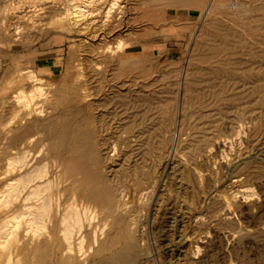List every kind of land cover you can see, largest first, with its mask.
<instances>
[{
  "label": "rangeland",
  "instance_id": "374dc122",
  "mask_svg": "<svg viewBox=\"0 0 264 264\" xmlns=\"http://www.w3.org/2000/svg\"><path fill=\"white\" fill-rule=\"evenodd\" d=\"M211 1L0 0V252H6L0 264L22 258L23 245L27 264H59V242L73 243L74 252H63L72 250L88 264L100 242L111 234L124 242L129 228L142 240L141 264H264V0ZM80 84L89 93L85 104L66 103L62 98L80 92ZM132 100L136 109L126 111L123 105ZM104 110L112 113L104 118ZM127 112L146 128L143 143L134 147L128 146L135 137L125 127ZM86 125L109 127L112 136L108 160L96 148L97 166L89 158L97 151L64 154L67 145L101 141L103 133L88 136ZM123 183L128 206L112 214L105 197ZM28 186L45 192L34 196ZM93 192V213L81 210L82 222L72 225L64 200Z\"/></svg>",
  "mask_w": 264,
  "mask_h": 264
},
{
  "label": "bare ground",
  "instance_id": "6f19581e",
  "mask_svg": "<svg viewBox=\"0 0 264 264\" xmlns=\"http://www.w3.org/2000/svg\"><path fill=\"white\" fill-rule=\"evenodd\" d=\"M171 1V0H170ZM176 1V0H175ZM185 1V0H184ZM213 1V0H212ZM212 1H211V3H210V5H212ZM171 3V2H170ZM176 3H178V2H176ZM185 3V2H184ZM187 3V2H186ZM179 5H180V3H178ZM181 4L182 5H184L182 2H181ZM176 5V4H175ZM181 5V6H182ZM187 5H188V3H187ZM77 9V8H76ZM215 24V23H214ZM220 25H222V24H220ZM213 27V26H212ZM17 31V30H16ZM229 32V31H228ZM228 34V33H227ZM227 47V46H226ZM229 50V49H228ZM225 56V55H224ZM223 63V62H222ZM220 65V64H219ZM217 66V65H216ZM209 69V68H208ZM213 69V68H212ZM217 69V68H216ZM220 70L222 71V69L220 68ZM203 72V71H202ZM206 72H208V71H206ZM236 72V71H235ZM193 73V72H192ZM209 73V72H208ZM218 74V73H217ZM201 75V74H200ZM221 75V74H220ZM219 75V76H220ZM234 75V74H233ZM232 75V76H233ZM225 76V75H224ZM231 75L229 76L230 78L232 77ZM251 76V75H250ZM200 77V76H199ZM221 77V76H220ZM228 77V76H227ZM249 77V76H248ZM105 78V77H104ZM182 78V77H181ZM225 78V77H224ZM183 79V78H182ZM193 79V78H192ZM234 79H236V78H234ZM263 79V78H262ZM103 80V79H102ZM223 80V79H222ZM227 81V80H226ZM231 81V80H230ZM230 81H229V83H230ZM244 81H245V78H244ZM253 81V80H252ZM257 81H258V79H257ZM256 81V82H257ZM136 82V81H135ZM134 82V83H135ZM192 82V81H191ZM234 82V81H233ZM232 82V83H233ZM102 83V82H101ZM137 83V82H136ZM135 83V84H136ZM194 83H196V82H194ZM200 83V82H199ZM202 83V82H201ZM214 83V82H213ZM241 83V82H240ZM258 83V82H257ZM180 84V83H179ZM226 84V83H225ZM230 85V84H229ZM135 86V85H134ZM143 86V85H142ZM150 86V85H149ZM157 86V85H156ZM195 86V85H194ZM197 86H200V85H197ZM211 86V85H210ZM243 86V85H242ZM259 86V85H258ZM76 87V86H75ZM124 87V86H123ZM138 87V86H137ZM145 87V86H144ZM201 87V86H200ZM203 87V86H202ZM226 87V86H225ZM37 88V87H36ZM149 88V87H148ZM258 88V87H257ZM256 88V89H257ZM263 88V87H262ZM39 89V88H38ZM41 89V88H40ZM100 89V88H99ZM132 89V88H131ZM160 89V88H159ZM158 89V90H159ZM169 89V88H168ZM194 89V88H193ZM192 89V90H193ZM209 89V88H208ZM215 89V88H214ZM220 89H221V87H220ZM37 90V89H36ZM79 90H80V92H78L77 91V94H75L74 93V95L72 96V97H67V98H65V97H63L62 99L64 100V101H67L66 103H75V105H77V104H80V102L81 103H84L85 104V99H86V97H88L89 96V93L87 92V89L84 87V85H82V84H80L79 85ZM102 90V89H101ZM100 90V91H101ZM118 90V89H117ZM116 90V91H117ZM130 90V89H129ZM203 90V89H202ZM211 90V89H210ZM234 90V89H233ZM142 91V90H141ZM144 91V90H143ZM151 91V90H150ZM201 91V90H200ZM215 91V90H214ZM42 92V91H41ZM71 92V91H70ZM98 92V91H97ZM110 92V91H109ZM118 92H120V91H118ZM146 92V91H145ZM195 92H197V90L195 91ZM194 92V93H195ZM203 92V91H202ZM219 92H220V90H219ZM227 92V91H226ZM246 92V91H245ZM32 93V92H31ZM44 93V92H43ZM72 93V92H71ZM134 93V92H133ZM172 93V92H171ZM212 93V92H211ZM243 93V92H242ZM39 94H41V93H39ZM38 94V95H39ZM162 94H164V93H162ZM170 94V93H169ZM181 94V93H180ZM204 94H205V92H204ZM207 94V93H206ZM226 94V93H225ZM30 96H31V94H29ZM35 95V94H34ZM38 95H36V96H38ZM116 95V94H115ZM126 95V94H125ZM139 95V94H138ZM147 95V94H146ZM161 95V94H160ZM166 95V94H165ZM223 95V94H222ZM245 95V94H244ZM21 96V95H20ZM19 96V97H20ZM64 96V95H63ZM153 96V95H152ZM163 96V95H162ZM168 96V95H167ZM198 96V95H197ZM24 97H26V96H24ZM29 97V96H28ZM32 97V96H31ZM220 97H222V96H220ZM39 98V97H38ZM152 98V97H151ZM150 98V99H151ZM186 98V97H185ZM200 98V97H199ZM199 98H198V100H199ZM207 98V97H206ZM20 99H21V97H20ZM30 99V98H29ZM32 99V98H31ZM98 99V98H97ZM100 99V98H99ZM114 99V98H113ZM123 99V98H122ZM147 99V98H146ZM176 99V98H175ZM192 99V98H191ZM194 99V98H193ZM212 99V98H211ZM223 99V98H222ZM221 99V100H222ZM22 100H24L25 101V99H22ZM115 100V99H114ZM116 100H118L117 98H116ZM135 100V99H134ZM153 100V99H152ZM155 100V99H154ZM197 100V99H196ZM201 100V99H200ZM215 100V99H214ZM213 100V101H214ZM220 100V101H221ZM236 100V99H235ZM256 100V99H255ZM26 101H27V99H26ZM32 101V100H31ZM30 101V102H31ZM136 101V100H135ZM143 101V100H142ZM142 101H140V102H142ZM150 101V100H149ZM157 101V100H156ZM167 101V100H166ZM181 101V100H180ZM189 101V100H188ZM206 101V100H205ZM219 101V102H220ZM264 101V100H263ZM29 102V101H28ZM27 102V103H28ZM33 102V101H32ZM98 102V101H97ZM139 102V101H138ZM176 102V101H175ZM195 102V101H194ZM24 103V102H23ZM37 103V102H36ZM35 103V104H36ZM115 103V102H114ZM159 103V102H158ZM201 103H202V101H201ZM225 103V102H224ZM229 103V102H228ZM231 104L233 103V102H230ZM29 104V103H28ZM98 104V103H97ZM260 104H262V103H260ZM26 105V104H25ZM96 105V104H95ZM110 105V104H109ZM140 105V104H139ZM143 105V104H142ZM161 105V104H160ZM173 105V104H172ZM194 105H196V104H194ZM235 105V104H234ZM237 105H238V103H237ZM244 105V104H243ZM252 105V104H251ZM257 105V104H256ZM29 106V105H28ZM124 106H126V111L127 110H130V109H134L135 107H136V105H135V103H134V101L132 100V103H128L127 105L126 104H124L123 105V107ZM141 106V105H140ZM192 106V105H191ZM196 106H198V105H196ZM203 106H204V104H203ZM216 106V105H215ZM215 106H214V108H215ZM229 106V105H228ZM117 107V106H116ZM159 107V106H158ZM226 107V106H225ZM260 107V106H259ZM258 107V108H259ZM162 108V107H161ZM234 108V107H233ZM237 108V107H236ZM239 108V107H238ZM263 108V107H262ZM262 108H260V109H262ZM115 109V108H114ZM136 109V108H135ZM138 109V108H137ZM143 109V108H142ZM158 109V108H157ZM191 109V108H190ZM207 109H208V107H207ZM207 109H205V110H207ZM251 109V108H250ZM141 110V109H140ZM151 110V109H150ZM161 110V109H160ZM199 110V109H198ZM217 110V109H216ZM238 110V109H237ZM97 111V110H96ZM102 111V110H101ZM153 111H155V110H153ZM165 111V110H164ZM186 111V110H185ZM230 111V110H229ZM245 111H246V108H245ZM251 111V110H250ZM20 112V111H19ZM119 112V111H118ZM150 112V111H149ZM158 112V111H157ZM202 112V111H201ZM110 113H112V112H109V110H107V111H103V113L101 114V116L102 117H104L105 118V116H109L110 115ZM115 113V112H114ZM128 113V112H127ZM140 113V112H139ZM143 113H145V112H143ZM189 113V112H188ZM203 113V112H202ZM221 113V112H220ZM240 113V112H239ZM244 113V112H243ZM248 113V112H247ZM81 114V113H80ZM125 114V113H124ZM149 114H151V112L149 113ZM242 114V113H241ZM127 115V114H126ZM172 115V114H171ZM179 115V114H178ZM189 115V114H188ZM226 115H228V114H226ZM244 115V114H243ZM248 115V114H247ZM25 116V115H24ZM27 116V115H26ZM123 116V115H122ZM139 116V115H138ZM143 116V115H142ZM190 116V115H189ZM202 116H204V115H202ZM206 116V115H205ZM217 116V115H216ZM225 116V115H224ZM253 116V115H252ZM19 117V116H18ZM111 117V116H110ZM141 117V116H140ZM151 117V116H150ZM173 117V116H172ZM214 117V116H213ZM226 117V116H225ZM247 117V116H246ZM29 118V117H28ZM95 118V117H94ZM100 118V117H99ZM108 118V117H107ZM152 118H153V116H152ZM168 118V117H167ZM176 118V117H175ZM223 118V117H222ZM249 118V117H248ZM113 119V118H112ZM137 119V118H136ZM173 119V118H172ZM209 119V118H208ZM224 119V118H223ZM231 119V118H230ZM23 120V119H22ZM91 120V119H90ZM98 120V119H97ZM128 120H129V122L127 123V125L128 126H126L125 125V127H127V132H128V136L129 137H135L134 139V142L132 143V142H128V141H126V142H128V146H131V147H134V146H136V145H138L140 142H142L143 143V139H144V134H145V129H144V126H142V125H138V123H136V121H135V115L134 114H129L128 113ZM140 120V119H139ZM156 120V119H155ZM226 120V119H225ZM239 120H240V118H239ZM104 121V120H103ZM102 121V122H103ZM119 121V120H118ZM126 121V120H125ZM150 121V120H149ZM89 122V121H88ZM95 122V121H94ZM97 122V121H96ZM146 122V121H145ZM144 122V123H145ZM169 122V121H168ZM212 122V121H211ZM237 122V121H236ZM240 122V121H239ZM246 122V121H245ZM19 123H21V122H19ZM61 123H63V122H61ZM105 123H107V122H105ZM143 123V124H144ZM167 123V122H166ZM210 123V122H209ZM217 123V122H216ZM228 123V122H227ZM147 124V123H146ZM193 124V123H192ZM195 124V123H194ZM204 124V123H203ZM211 125V124H210ZM215 125V124H214ZM233 125V124H232ZM90 126V125H89ZM88 125H86V127H85V129H84V132H85V134H87L88 136L90 135V134H93L94 133V131H96V132H101V133H103L102 135V138H101V141H93L92 140V142L91 141H89V140H83L82 142H80L77 146L76 145H72V144H70V145H67L66 146V148L64 149V154L66 155V156H69V157H72V156H78V155H87V154H89V153H93V152H96V154L94 153L93 155H92V158L89 156V158H90V163L92 164V166L93 165H96L97 164V162H98V157H99V152H98V150H96V148H99V151L100 152H102L101 153V156L103 155V157H104V159L105 160H108L109 159V151L111 150V148H113L112 147V144H111V142H110V138L112 137L111 136V134H109V127L107 128H105L104 126H102V127H100L99 128V130H97V128H96V130L95 129H93L92 130V128H90ZM158 126V125H157ZM207 126V125H206ZM218 126V125H217ZM31 127V126H30ZM49 127V126H48ZM160 127V126H159ZM192 127V126H191ZM226 127V126H225ZM259 127V126H258ZM121 128V127H120ZM119 128V129H120ZM156 128H158V127H156ZM161 128V127H160ZM160 128H158V130L160 129ZM172 128V127H171ZM194 128H195V126H194ZM193 128V129H194ZM236 128V127H235ZM38 129V128H37ZM49 129V128H48ZM118 129V130H119ZM167 129H168V127H167ZM208 129H209V127H208ZM210 129H211V127H210ZM116 130V129H115ZM169 130V129H168ZM175 130V129H174ZM66 131H68V130H66ZM106 131V133L104 134V132ZM167 131V130H166ZM170 131V130H169ZM195 131V130H194ZM197 131V130H196ZM201 131V130H200ZM164 132V131H163ZM174 132V131H173ZM177 132V131H176ZM198 132V131H197ZM224 132V131H223ZM240 132V131H239ZM46 133H47V131H46ZM53 133V131H52V129L51 130H49L48 131V135L49 134H52ZM72 133V132H71ZM150 133V132H149ZM155 133H158V131H157V129H156V131H155ZM154 133V134H155ZM189 133V132H188ZM195 133V132H194ZM202 133H204V132H202ZM208 133V132H207ZM226 133V132H225ZM35 134V133H34ZM120 134V133H119ZM165 134V133H164ZM174 134V133H173ZM6 135V134H5ZM4 135V136H5ZM146 135V134H145ZM152 135V134H151ZM169 135V134H168ZM187 135V134H186ZM201 135V134H200ZM211 135V134H210ZM219 135V134H218ZM234 135H235V133H234ZM238 134H236V136H237ZM196 136V135H195ZM213 136V135H212ZM221 136V135H220ZM219 136V137H220ZM231 136V135H230ZM239 136V135H238ZM35 137V136H34ZM33 137V138H34ZM71 137V136H70ZM157 137H158V135H157ZM174 137V136H173ZM201 137V136H200ZM208 137H210V136H208ZM233 138H235L234 136H232ZM164 138V137H163ZM215 138H217V137H215ZM225 138H227V137H225ZM5 139V138H4ZM11 139V138H10ZM14 139V138H13ZM30 139L31 138H29L25 143H28L29 141H30ZM51 139V138H50ZM64 139V134H63V132H61V133H59L58 135H57V140L58 141H61V140H63ZM248 139V138H247ZM262 139H263V137H262ZM33 140V139H32ZM126 140V139H125ZM154 140V139H153ZM160 140V139H159ZM169 140V139H168ZM192 140H193V138H192ZM207 140V139H206ZM23 141V140H22ZM148 140L146 139V142H147ZM164 141V140H163ZM173 141V140H172ZM183 141H184V139H183ZM200 141V140H199ZM226 141V140H225ZM224 141V142H225ZM113 142V141H112ZM152 142V141H151ZM52 143V142H51ZM60 143V142H59ZM115 143V142H114ZM123 143V142H122ZM124 143H125V141H124ZM148 143V142H147ZM166 143V142H165ZM191 143V142H190ZM194 143V142H193ZM231 143V142H230ZM141 144V143H140ZM139 144V145H140ZM152 144V143H151ZM203 144V143H202ZM205 144V143H204ZM225 144V143H224ZM196 145V144H195ZM208 145V144H207ZM28 146V145H27ZM149 146H150V144H149ZM162 146H163V144H162ZM165 146H166V144H165ZM164 146V147H165ZM200 146V145H199ZM219 146V145H218ZM224 146V145H223ZM229 146H230V144H229ZM20 147H22V146H20ZM20 147H18V148H20ZM54 148H53V150L54 151H56L57 150V148H56V146H53ZM169 147V146H168ZM171 147V146H170ZM201 147V146H200ZM13 148V147H12ZM52 148V147H51ZM101 148V149H100ZM142 148V147H141ZM144 148V147H143ZM193 148V147H192ZM147 149V148H146ZM169 149V148H168ZM213 149V148H212ZM228 149V148H227ZM22 150V149H21ZM151 150V149H150ZM162 150V149H161ZM163 150H164V148H163ZM202 150V149H201ZM7 151V150H6ZM136 151V150H135ZM184 151V150H183ZM189 151V150H188ZM222 151V150H221ZM28 152V151H27ZM26 151H25V153H27ZM138 152V151H137ZM157 152V151H156ZM251 152H254V151H251ZM7 153H9V152H7ZM28 153H30V152H28ZM35 153H37V152H35ZM114 153V152H113ZM134 153V152H133ZM144 153V152H143ZM168 153V152H167ZM170 153V152H169ZM187 153V152H186ZM191 153V152H190ZM21 154V153H20ZM23 155H24V152L22 153ZM21 154V155H22ZM30 154H32V153H30ZM30 154L27 156V157H29L30 156ZM135 154V153H134ZM137 154V153H136ZM158 154V153H157ZM161 154V153H160ZM202 154V153H201ZM220 154V153H219ZM225 154V153H224ZM18 155V154H17ZM37 155V154H36ZM122 155V154H121ZM159 155V154H158ZM192 155V154H191ZM208 155H209V153H208ZM217 155V154H216ZM227 155L228 154H226L225 156L227 157ZM250 155V154H249ZM0 156H1V153H0ZM6 156V155H5ZM10 156V155H9ZM26 156V155H25ZM53 156V155H52ZM124 156V155H123ZM140 156V155H139ZM219 156H221V154L219 155ZM8 157V156H7ZM13 157H16V156H13ZM19 157H20V155H19ZM18 157V158H19ZM22 157H24V156H22ZM34 157V156H33ZM36 157V156H35ZM79 157V156H78ZM83 157V156H82ZM113 157V156H112ZM153 157V156H152ZM211 157V156H210ZM21 158V157H20ZM19 158V159H20ZM51 158H56V156L54 155L53 157H51ZM100 158V157H99ZM116 158V157H115ZM130 158V157H129ZM143 158H145V157H143ZM142 158V159H143ZM219 158V157H218ZM236 158V157H235ZM8 159V158H7ZM12 159H14V158H12ZM11 158H10V160H12ZM17 159V158H16ZM25 159H27L26 157H25ZM24 159V160H25ZM34 159V158H33ZM87 159V158H86ZM85 159V160H86ZM111 159V158H110ZM113 159V158H112ZM122 159V158H121ZM146 159V158H145ZM144 159V160H145ZM161 159H162V157H161ZM161 159H158V160H161ZM194 159V158H193ZM199 159V158H198ZM210 159V158H209ZM9 160V162H11ZM56 160H58L57 158H56ZM81 160V159H80ZM79 160V161H80ZM136 160V159H135ZM191 160H192V158H191ZM208 160V159H207ZM211 160V159H210ZM218 160V159H217ZM18 161V160H17ZM23 161V160H22ZM54 161V160H53ZM104 161V160H103ZM114 161V160H113ZM121 161V160H120ZM148 161V160H147ZM214 161V160H213ZM4 162V161H3ZM12 162H14V161H12ZM11 162V163H12ZM16 162V161H15ZM19 162H20V160H19ZM30 162V161H29ZM72 162V161H71ZM218 162V161H217ZM24 163V162H23ZM55 163V162H54ZM70 163V162H69ZM129 163V162H128ZM255 163V162H254ZM7 164H9V163H7ZM16 164V163H15ZM25 164V163H24ZM28 164V163H27ZM52 164H53V162L51 163V166H52ZM63 164V163H62ZM71 165H72V163H70ZM104 164H105V162H104ZM137 164V163H136ZM139 164V163H138ZM155 164H156V162H155ZM197 164H198V161H197ZM204 164V163H203ZM209 164V163H208ZM17 165H19L18 163H17ZM20 165H22V163L20 164ZM20 165L18 166V167H20ZM29 165V164H28ZM43 165V164H42ZM41 165V166H42ZM46 165V164H45ZM108 165V164H107ZM160 165V164H159ZM191 165V164H190ZM216 165V164H215ZM222 165V164H221ZM11 166V165H10ZM9 166V167H10ZM22 166H24V165H22ZM97 166V165H96ZM158 166V165H157ZM193 166V165H192ZM224 166V165H223ZM242 166V165H241ZM246 166H247V164H246ZM17 167V168H18ZM28 167V166H27ZM39 167V166H38ZM45 167V166H44ZM59 167V166H58ZM123 167V166H122ZM160 167V166H159ZM189 167V166H188ZM195 167V166H194ZM193 167V168H194ZM209 167H212V165L210 166L209 165ZM13 168V167H12ZM43 168V167H42ZM72 168H73V166H72ZM71 168V169H72ZM94 168V167H93ZM92 168V169H93ZM201 168V167H200ZM11 169V168H10ZM33 169H34V166H33ZM36 169V168H35ZM124 169V168H123ZM126 169V168H125ZM143 169V168H142ZM192 169V168H191ZM195 169V168H194ZM213 169V168H212ZM220 169V168H219ZM224 169H225V167H224ZM240 169V168H239ZM255 169V168H254ZM31 170H32V168H31ZM38 172L39 171H41V170H38V169H36ZM44 170V169H43ZM115 170V169H114ZM128 170V169H127ZM138 170V169H137ZM225 170H227V169H225ZM229 170V169H228ZM245 170V169H244ZM256 170V169H255ZM3 171V170H2ZM10 171V170H9ZM12 171H13V169H12ZM11 171V172H12ZM15 171V170H14ZM30 171V170H29ZM32 171H34V170H32ZM37 171H35V172H37ZM52 171H53V169H52ZM56 171V170H55ZM133 171V170H132ZM192 171V170H191ZM18 172V171H17ZM20 172V171H19ZM44 172V171H43ZM59 172H61V170L59 171ZM216 172H218V171H216ZM225 172V171H224ZM27 173V172H26ZM29 173V172H28ZM28 173H27V175H28ZM30 173H34V172H30ZM41 173H42V171H41ZM55 173V172H54ZM126 173V172H125ZM135 173V172H134ZM133 173V174H134ZM148 173H150V172H148ZM156 173V172H155ZM196 173V172H195ZM198 173H199V171H198ZM201 173V172H200ZM205 173V172H204ZM3 174H4V172H3ZM58 174V173H57ZM127 174V173H126ZM147 174V173H146ZM153 174V173H152ZM197 174V173H196ZM208 174V173H207ZM29 175H31V174H29ZM33 175V174H32ZM31 175V176H32ZM39 175V174H38ZM42 175H45L44 173L42 174ZM53 175V174H52ZM138 175V174H137ZM148 175V174H147ZM21 176H22V174H21ZM61 176V175H60ZM124 176V175H123ZM131 176V175H130ZM192 176H194V175H192ZM198 176V175H197ZM206 176V175H205ZM26 176H24V178H25ZM34 177V176H33ZM199 177V176H198ZM202 177V176H201ZM209 177V176H208ZM221 177V176H220ZM20 178V177H19ZM23 177H21V179H24ZM35 178H37V177H35ZM52 178V177H51ZM61 178V177H60ZM118 178V177H117ZM116 178V179H117ZM210 178V177H209ZM216 178V177H215ZM241 178V177H240ZM14 179V178H13ZM17 179H18V177H17ZM28 179V178H27ZM26 179V180H27ZM54 179V178H53ZM120 179V178H119ZM123 179V178H122ZM128 179V178H127ZM130 179V178H129ZM138 179V178H137ZM200 179V178H199ZM220 179H222V178H220ZM233 179V178H232ZM247 179V178H246ZM253 179V178H252ZM31 180H32V178L30 179H28L26 182H28V185H29V183L31 182ZM37 180V179H36ZM40 180H41V178H40ZM55 180V179H54ZM104 180V179H103ZM208 180V179H207ZM214 180V179H213ZM234 180V179H233ZM18 181V180H17ZM23 181V180H22ZM33 181H34V178H33ZM58 181H59V179H58ZM63 181V179L61 178V180L59 181V184L61 183ZM107 181H110V180H107ZM126 181V180H125ZM124 181V182H125ZM149 181H151L150 179H149ZM154 181V180H153ZM24 182V181H23ZM75 182V181H74ZM117 182H118V179H117ZM133 182V181H132ZM9 183V182H8ZM11 183H12V181H11ZM10 183V184H11ZM14 183V182H13ZM19 183L21 184L22 182L21 181H19ZM25 183V182H24ZM24 183H22L23 184V186L24 187H22V189L23 188H25V185H26V183L24 184ZM33 183V182H32ZM47 183H48V181H47ZM77 183H78V181H77ZM106 183H108V182H106ZM196 183V182H195ZM200 183V182H199ZM198 183V184H199ZM45 184V183H44ZM207 184V183H206ZM7 185V184H6ZM13 185V184H12ZM37 185H38V183H37ZM195 185V184H194ZM18 186V185H17ZM34 186V185H33ZM42 186V185H41ZM44 186V185H43ZM46 186V185H45ZM44 186V187H45ZM49 185H47V187H48ZM55 186V185H54ZM101 186L102 187H106V185H105V183L103 182H101ZM100 186V187H101ZM112 186V185H111ZM128 186V185H127ZM4 187V186H3ZM11 187V186H10ZM10 187H9V189H10ZM13 187H15V186H13ZM12 187V188H13ZM29 187V186H28ZM76 187V186H75ZM74 187V188H75ZM131 187H132V185H131ZM19 189H21L20 188V186L18 187ZM30 188V187H29ZM34 188V189H33ZM33 188H30V189H32V191L29 193V194H34V196H35V194L37 195H39L40 194V192H42V191H44L45 192V190H41V191H39L40 189H41V187H40V189H39V186H35V187H33ZM46 188V187H45ZM44 188V189H45ZM49 188V187H48ZM77 188V187H76ZM109 188V187H108ZM134 188V187H133ZM205 188V187H204ZM21 189V190H22ZM42 189H43V187H42ZM47 189V188H46ZM68 189V187H65V188H63V192H65L66 190ZM126 186L124 185V183H123V185H113L112 186V193H114V194H116V195H114V194H112V193H110V194H108L107 193V196L105 197V204H107L108 205V208L110 209V210H112V212H110V213H112V214H114L115 212H117L123 205L125 206V203L126 202H124V199L127 197H125V193H126ZM13 190V189H12ZM12 190H10V191H12ZM25 190V189H24ZM4 191V190H3ZM5 191H8V189L6 190V188H5ZM10 191L8 192L9 193V195H11V196H13L12 194H10ZM15 191V190H14ZM20 191V190H19ZM28 191H30V190H28ZM86 191V190H85ZM135 191V190H134ZM21 192V194H22V191H20ZM56 192V191H55ZM58 192H60V190H58ZM71 192V191H70ZM69 192V193H70ZM87 192V191H86ZM5 193H7V192H5ZM8 193H7V195H8ZM11 193H13V192H11ZM17 193V192H16ZM15 193V194H16ZM28 193H26V194H28ZM43 193V192H42ZM42 193L40 194L41 196H42ZM143 193H146L145 191L143 192ZM90 194V193H89ZM6 195V194H5ZM25 195V194H24ZM48 195V194H47ZM46 195V196H47ZM61 195V194H60ZM63 195V194H62ZM71 195V194H70ZM68 196L65 200H64V203H67L68 204V211H69V214H67L66 216H68V220H70V221H73L74 223L72 224V225H74V224H76V226H78L79 225V223L80 222H82V220H80V213H81V210H83L84 211V213L85 214H92L93 212V210L96 208V207H94V205H92V203L93 202H95V200H97V195L96 194H94V192H93V194H91V196H89V197H87V195H85V194H73L72 193V195L71 196ZM127 195V194H126ZM0 196H1V193H0ZM20 196V195H19ZM33 196V195H32ZM32 196H27V197H30V198H32ZM58 196V195H57ZM2 197H3V195H2ZM38 197V196H37ZM44 197V196H43ZM48 197H50V195L48 196ZM125 197V198H124ZM12 198V197H11ZM14 198H16V197H14ZM24 198V197H23ZM33 198H35V197H33ZM62 198V197H61ZM64 198V197H63ZM2 199V198H1ZM10 199V198H9ZM17 199V198H16ZM24 199H26V198H24ZM49 199V198H48ZM6 200V199H5ZM12 200V199H11ZM40 200H42V199H40ZM39 200V201H40ZM139 200V199H138ZM7 201H10V200H7ZM6 201V202H7ZM16 201V200H15ZM24 201V200H23ZM30 201V200H29ZM34 201V200H33ZM32 201V202H33ZM17 202V201H16ZM24 202H26V201H24ZM36 202V201H35ZM42 202V201H41ZM50 202V201H49ZM143 202V201H142ZM198 202V201H197ZM3 203V202H2ZM11 203H12V201H11ZM34 203V202H33ZM43 203V202H42ZM45 203H47V201L45 202ZM44 203V204H45ZM100 203V202H99ZM102 203V202H101ZM195 203V202H194ZM199 203V202H198ZM226 203H228V202H226ZM4 205H6V204H8V203H3ZM10 204V203H9ZM20 204H22V203H20ZM35 204V203H34ZM11 205V204H10ZM26 205H27V203H26ZM36 205V204H35ZM42 205V204H41ZM48 205H50V203L48 204ZM47 205V206H48ZM126 205H127V203H126ZM29 206V205H28ZM32 206V205H31ZM34 206V205H33ZM45 206H46V204H45ZM66 206V205H65ZM128 206V205H127ZM7 207H8V205H7ZM20 207V206H19ZM38 207V206H37ZM40 207V206H39ZM38 207V208H39ZM44 207V206H43ZM57 207H58V205H57ZM107 207V206H106ZM140 207V206H139ZM26 208V207H25ZM32 208V207H31ZM34 208V207H33ZM36 208V207H35ZM37 208V209H38ZM46 208V207H45ZM49 208V207H48ZM82 208V209H81ZM22 209V208H21ZM20 209V210H21ZM24 209V208H23ZM27 209H28V207H27ZM30 209V208H29ZM28 209V210H29ZM36 209V210H37ZM41 209V208H40ZM125 209V208H124ZM245 209V208H244ZM60 210V209H59ZM64 210V209H63ZM101 210V209H100ZM106 210V209H105ZM104 210V211H105ZM110 210H107V211H110ZM22 211V210H21ZM30 211V210H29ZM31 211H32V209H31ZM41 211V210H40ZM56 211H57V209H56ZM23 212V211H22ZM21 212V213H22ZM34 212H35V210H34ZM43 212H44V208H43ZM15 213V212H14ZM17 213H20V211H18ZM26 213V212H25ZM30 213H32V212H30ZM37 213V212H36ZM45 213H48V211L46 212L45 211ZM58 213V212H57ZM66 213H67V211H66ZM65 213V214H66ZM106 213V212H105ZM104 213V214H105ZM23 214V213H22ZM21 214V215H22ZM33 214V213H32ZM38 214H41V213H38ZM38 214H35V216H37ZM44 213H42V215H43ZM49 214V213H48ZM47 214V215H48ZM55 214V213H54ZM63 214V213H62ZM61 214V215H62ZM64 214V215H65ZM120 214V213H119ZM118 214V215H119ZM127 214V213H126ZM10 215V214H9ZM17 215H19L20 216V214H17ZM58 215V214H57ZM107 215H109V214H107ZM117 215V216H118ZM128 215V214H127ZM6 216H8V214L6 215ZM13 219H15V215L13 214ZM24 216H25V214H24ZM29 216H31V215H29ZM83 216V215H82ZM114 216V215H113ZM20 217H23V216H20ZM26 217V216H25ZM42 217V216H41ZM44 217V216H43ZM47 217V216H46ZM65 217V216H64ZM103 217H105V216H103ZM169 217H170V215H169ZM168 217V218H169ZM190 217V216H189ZM10 218V217H9ZM8 218V219H9ZM30 218V217H29ZM28 218V219H29ZM48 218V217H47ZM54 218V217H53ZM67 218V217H66ZM85 218V217H84ZM167 218V219H168ZM188 218V217H187ZM2 219H4V217L2 218ZM1 219V220H2ZM7 219V218H6ZM10 219H12V218H10ZM19 219H21V218H19ZM25 219V218H24ZM33 219V218H32ZM34 219H36V217L34 218ZM40 219V218H39ZM39 219H36V221L37 220H39ZM51 219V218H50ZM56 219V218H55ZM115 219V218H114ZM113 219V220H114ZM130 219V218H129ZM44 220V219H43ZM64 220V219H63ZM4 221V220H3ZM29 221L30 222H32V220H30L29 219ZM29 221H28V223H29ZM42 221V220H41ZM125 221V220H124ZM1 222V221H0ZM9 222V221H8ZM19 222V221H18ZM39 222V221H38ZM45 222V221H44ZM54 222V221H53ZM63 222H65V221H63ZM119 222V221H118ZM2 223V222H1ZM0 223V224H1ZM7 223V222H6ZM35 222L33 221V223L32 224H34ZM69 223V222H68ZM77 223H78V225H77ZM25 224V223H24ZM62 224V223H61ZM16 225V224H15ZM21 225V224H20ZM30 225V224H29ZM40 225V224H39ZM65 225V224H64ZM63 225V226H64ZM71 225V226H72ZM2 226H4L3 224H2ZM9 226H11L10 224H9ZM26 226V225H25ZM28 226V225H27ZM42 226H44V224H42ZM42 226H40V229L41 228H43ZM81 226V225H80ZM106 226V225H105ZM5 227V226H4ZM7 227V226H6ZM5 227V228H6ZM14 227H16V226H14ZM31 227V226H30ZM33 227V226H32ZM69 227H70V225H69ZM74 227V226H73ZM72 227V228H73ZM82 227V226H81ZM80 227V228H81ZM2 228V227H1ZM1 228H0V230H1ZM12 228V227H11ZM17 228V227H16ZM62 228V227H61ZM64 228V227H63ZM66 228V227H65ZM72 228H70V229H72ZM141 228V227H140ZM4 229V228H3ZM2 229V230H3ZM12 229H14V228H12ZM11 229V230H12ZM19 229V228H18ZM30 231H32V228H28ZM43 229H45V228H43ZM51 229H52V227H51ZM68 229V228H67ZM70 229H69V231H70ZM77 229V228H76ZM82 229V228H81ZM113 229H115V228H113ZM112 229V230H113ZM126 229V228H125ZM167 229V228H166ZM6 230H8V229H6ZM6 230H4V231H6ZM29 230H28V232H29ZM34 230H35V228H34ZM38 230H39V227H38ZM75 230V229H74ZM138 230V229H137ZM165 230V229H164ZM9 231V230H8ZM27 231V230H26ZM64 231V233H65V231H67L66 229L65 230H63ZM68 231V232H69ZM81 231V230H80ZM79 231V232H80ZM141 231V230H140ZM13 232H15V231H13ZM12 232V233H13ZM25 232V231H24ZM24 232H23V234H24ZM35 232H37V231H35ZM70 232H74V231H70ZM10 233V232H9ZM26 233V232H25ZM30 233V232H29ZM34 233V232H33ZM38 233V232H37ZM40 233H41V231H40ZM39 233V234H40ZM44 233H46V231L44 232ZM75 233V232H74ZM114 233V232H113ZM136 231L135 230H133V229H131V228H129V229H126V235H125V240H124V242H120V240L122 239V238H119V237H116L114 234L112 235H109V236H107L106 238V240L105 241H103V242H100L99 243V245H98V247L96 248V250H95V252H94V254L89 258V259H87V263L88 264H141L140 263V259H142V256H144L145 255V251L143 250V246H142V240H140L137 236H136ZM3 234V233H2ZM28 234V233H27ZM30 234H32V233H30ZM35 234V233H34ZM42 234V233H41ZM48 234V233H47ZM62 234V233H61ZM68 234V233H67ZM66 234V235H67ZM8 235H10V234H8ZM29 235V234H28ZM49 235V234H48ZM12 236V235H11ZM33 236V235H32ZM36 236V235H35ZM35 236H33V237H35ZM38 236H41V235H37V237ZM50 236V235H49ZM69 236V235H68ZM67 236V237H68ZM168 236V235H167ZM204 236V235H203ZM3 237V236H2ZM6 237V236H5ZM15 237V236H14ZM59 237H60V235H59ZM64 237H65V235H64ZM70 237H73V235L72 236H70ZM95 237V236H94ZM7 238V237H6ZM16 238V237H15ZM14 238V239H15ZM32 238V237H31ZM38 238H40V237H38ZM50 238V237H49ZM3 239V238H2ZM5 239V238H4ZM11 239V238H10ZM13 239V240H14ZM17 239V238H16ZM35 239V238H34ZM70 239V238H69ZM12 240V239H11ZM10 240V241H11ZM39 240V239H38ZM63 240V239H62ZM65 241L67 240V239H64ZM73 240V238L71 239V241ZM17 241V240H16ZM50 241V240H49ZM68 241V240H67ZM71 241H69V242H71ZM2 242V241H1ZM0 242V243H1ZM38 242V241H37ZM3 243V242H2ZM5 243V242H4ZM16 243V242H15ZM68 243V242H67ZM8 244H10V242L8 243ZM14 244V243H13ZM25 244V243H24ZM73 243H71L70 245H72ZM145 244V243H144ZM11 245V244H10ZM9 245V246H10ZM18 245V244H17ZM21 245V244H20ZM69 244H67L66 245V242L65 243H63V242H59V244H58V249H59V251H61V253H62V257H61V260H60V262H59V264H84L85 263V261H81V259L79 260V258H77V257H75L74 256V254H71L72 253V248L73 247H71ZM13 246V245H12ZM35 246V245H34ZM57 246V245H56ZM81 246V245H80ZM3 247V246H2ZM1 247V248H2ZM28 247H30V246H28ZM38 247H39V245H36L35 247H34V250L36 251L37 249H38ZM45 247V246H44ZM70 247H71V253L70 252H67L69 249H70ZM6 248H10V247H6ZM10 249H12V247L10 248ZM14 249H15V247H14ZM27 249V247L26 246H21L20 248H19V254H24L25 255V250ZM64 249H66L67 251L66 252H63L64 251ZM2 250V249H1ZM4 250V249H3ZM16 250V249H15ZM28 250H30V249H28ZM27 250V251H28ZM7 251V250H6ZM43 251V250H42ZM49 251H50V249H49ZM11 252V251H10ZM15 252V251H14ZM37 252V251H36ZM73 252H74V250H73ZM105 252H107V254L106 255H104L105 254ZM5 253L6 252H0V255L1 256H4L5 255ZM27 253V252H26ZM43 253V252H42ZM33 254V253H32ZM44 254V253H43ZM14 255H15V253H14ZM17 255V254H16ZM23 255V257L22 258H20V259H18V260H15L16 262H13L12 260H13V258H11L12 260H7V261H5L4 260V264H27L26 263V260H25V256ZM10 256V255H9ZM18 256V255H17ZM27 256V255H26ZM60 256V255H59ZM16 257V256H15ZM17 259V258H16ZM143 260V259H142ZM45 263V262H44ZM41 264H42V262H41Z\"/></svg>",
  "mask_w": 264,
  "mask_h": 264
}]
</instances>
